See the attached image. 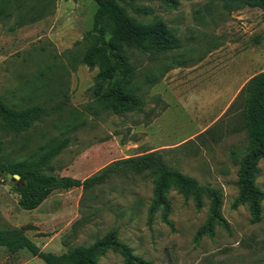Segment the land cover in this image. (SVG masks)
<instances>
[{
  "label": "rangeland",
  "instance_id": "rangeland-1",
  "mask_svg": "<svg viewBox=\"0 0 264 264\" xmlns=\"http://www.w3.org/2000/svg\"><path fill=\"white\" fill-rule=\"evenodd\" d=\"M174 1L134 2L149 13L126 6L141 21H164L180 44L159 53L129 50L131 86L143 106L113 113L95 104L97 68L80 62L94 2L0 0V95L15 107L38 103L46 109L25 130L0 126L5 156L20 158L65 139L45 172L83 180L109 169L100 183L54 189L32 209L21 208L15 182L9 184L0 171V229L20 231L53 253L89 245L115 229L117 239L150 264H264V199L255 223L247 203L233 206L248 132L239 100L232 104L244 83L264 71L262 11L236 0ZM149 151L197 183L218 188L227 228L217 223L211 235L197 238L209 201L197 208L173 186L166 193L171 225L159 210L148 223L152 176L113 164ZM254 183L264 191V154ZM97 262L123 264V259L107 250ZM0 264L44 263L26 249L0 246Z\"/></svg>",
  "mask_w": 264,
  "mask_h": 264
},
{
  "label": "trees",
  "instance_id": "trees-1",
  "mask_svg": "<svg viewBox=\"0 0 264 264\" xmlns=\"http://www.w3.org/2000/svg\"><path fill=\"white\" fill-rule=\"evenodd\" d=\"M95 10L91 27L85 32L84 51L80 62L89 68L96 67L93 95L98 107L113 113L140 110L141 98L131 86L134 66L129 60V50H144L151 53L164 52L177 47L180 39L158 18L144 22L130 15L126 6L143 13L151 12L148 7L134 6L137 0H92ZM173 5L174 0H160ZM240 5L257 6L264 20V0H236ZM4 8L0 4V15ZM240 102L242 125L248 132V147L241 156L237 171L238 196L233 206L247 203L250 221L260 220V202L264 191L254 183L256 163L264 154V71L254 73L241 87L232 104ZM46 113L38 104L15 107L0 95V126L11 132L28 128L34 121ZM65 139L41 145L20 158L5 156L3 141L0 140V171L16 173L23 180L14 190L19 195L18 203L23 209L38 206L54 189H67L82 186L87 189L100 183L108 173L104 168L100 173L79 180L67 175L45 172L43 169L65 146ZM116 169L129 170L132 173L148 172L153 179L152 200L147 212V222H151L153 213L160 211L161 220L171 225L168 219L169 200L167 190L173 186L184 197H190L197 208L203 199H208V218L196 232V237L211 235L213 226L227 223L220 213L221 192L218 188L201 185L177 169L168 166L161 155L155 151L130 156L114 162ZM0 246L10 252L26 249L31 255L39 257L44 264H98L97 260L107 250L117 252L123 264H150L135 256L131 249L117 239L115 229L107 231L102 237L89 245H78L68 251L53 253L41 250L35 243L17 230L0 229Z\"/></svg>",
  "mask_w": 264,
  "mask_h": 264
},
{
  "label": "water",
  "instance_id": "water-1",
  "mask_svg": "<svg viewBox=\"0 0 264 264\" xmlns=\"http://www.w3.org/2000/svg\"><path fill=\"white\" fill-rule=\"evenodd\" d=\"M6 177L8 179V183L12 184L13 182H15V184L17 185L18 183L23 184L24 180L16 173H6Z\"/></svg>",
  "mask_w": 264,
  "mask_h": 264
}]
</instances>
